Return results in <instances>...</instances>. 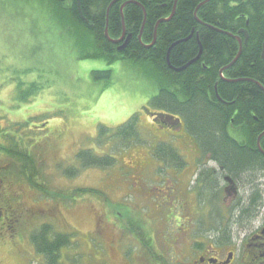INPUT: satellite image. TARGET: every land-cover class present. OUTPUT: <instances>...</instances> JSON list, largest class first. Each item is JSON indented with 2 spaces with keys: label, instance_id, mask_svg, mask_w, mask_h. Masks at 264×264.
Listing matches in <instances>:
<instances>
[{
  "label": "rangeland",
  "instance_id": "rangeland-1",
  "mask_svg": "<svg viewBox=\"0 0 264 264\" xmlns=\"http://www.w3.org/2000/svg\"><path fill=\"white\" fill-rule=\"evenodd\" d=\"M51 7L45 0H0V148L17 153L11 158L0 150V208L18 211L8 222L1 210L0 264H46L31 241L45 224L74 238L57 264H192L210 243L197 231L205 213L193 206L191 216L180 208L200 191L192 167L172 169L176 163L167 160L164 167L152 154L161 143L181 146L171 128L143 111L158 95L155 70L120 55L114 64L80 61L76 21L59 10L62 20H56ZM123 16L122 34L131 38ZM105 38L118 52L127 49L108 40V25ZM82 42L81 50L95 46L88 34ZM99 71H112L110 81L93 79ZM135 114L139 138L125 149L115 130ZM185 150L182 162L194 163ZM81 152L117 160L112 168L86 167ZM27 153L29 167L21 155ZM134 163L141 165L139 175L128 170ZM139 178L145 180L141 195Z\"/></svg>",
  "mask_w": 264,
  "mask_h": 264
},
{
  "label": "trees",
  "instance_id": "trees-1",
  "mask_svg": "<svg viewBox=\"0 0 264 264\" xmlns=\"http://www.w3.org/2000/svg\"><path fill=\"white\" fill-rule=\"evenodd\" d=\"M45 1L52 6L49 11L56 20L61 18V13L55 11L59 10L76 21L78 29L75 33L81 40L77 41L79 52L76 56L80 61L95 59L114 64L117 60L113 57L120 55L131 59L137 66L142 63L146 67L147 64L155 70L154 75L160 84L158 95L144 110L158 114L160 126L174 132L182 127L180 132L184 129L194 140L200 155L216 159L224 167V174L249 178L252 173L264 169V153L257 147L258 138L264 133V0H210L201 7L207 0H178L174 17L159 26L156 43L149 49L145 47L154 40L156 24L171 16L176 0ZM114 1L117 2L107 15ZM126 3L123 16L121 9ZM144 11L146 23L143 28ZM122 16L131 40L125 51L118 52L106 40L105 29L108 25L111 39L121 38ZM142 28L144 47L139 41ZM242 30L248 33L247 43H244L245 36L239 34ZM87 34L95 46L81 50L79 48L85 46L83 37ZM237 35L243 43L242 53L237 63L224 71L223 80L220 71L228 67L240 51L237 40L230 37ZM187 38L186 42H181ZM176 43L169 55V64L175 69H181L197 58L202 49L200 59L181 73L171 70L167 62V53ZM111 74L112 71H99L93 72L92 76L98 81H110ZM170 118L174 121H167ZM137 120L135 114L115 130L116 137L125 141V149L139 138ZM176 121L182 125L176 126ZM3 147L0 150L11 158L17 154H10L12 149ZM261 149L264 152V137ZM152 154L155 159L183 164L180 149L167 143L159 144ZM21 155L27 157L24 163L29 167L28 161L32 157L28 153ZM79 159L86 167L101 168H112L117 160L110 155L97 157L83 152ZM26 166L24 170L29 172ZM74 173V170L67 171L70 177H74ZM72 239L69 234L57 233L48 224L31 236L37 253L44 257L46 264H57L62 258L61 251Z\"/></svg>",
  "mask_w": 264,
  "mask_h": 264
},
{
  "label": "flooded vegetation",
  "instance_id": "flooded-vegetation-1",
  "mask_svg": "<svg viewBox=\"0 0 264 264\" xmlns=\"http://www.w3.org/2000/svg\"><path fill=\"white\" fill-rule=\"evenodd\" d=\"M175 10L176 7H174L173 12H175ZM239 34L245 36L244 43H247L248 33L246 35L242 30ZM230 37L235 39L238 37L240 39L238 35ZM126 39L127 36L122 45L126 42ZM237 42L239 43L238 40ZM200 52H202V49ZM168 61L169 57H167V62ZM170 137L179 139L181 145L179 148L181 150L183 149L186 151L185 148H188V154L193 156L192 159L194 163L187 161L183 162L182 165H178L174 160H170L171 163H176V165L169 166V168L185 170L188 166H191L192 172L197 174L196 187L200 189L197 196H190V198L196 199L195 201L192 200L193 203L184 206L180 205V208L182 212L187 214H190L189 209H192L193 206L202 209L205 216L202 221L197 223V231L201 234V229H203L210 241L206 248H200L201 252H197L199 254L193 256L194 261L192 264H264V169L258 173H252L249 178L224 174V167L221 166L216 159L210 155H200L198 146L194 140L184 132V129L180 133L171 130ZM190 145H192L191 148L189 147ZM180 159L182 160V157H180ZM155 160L166 167L167 164L162 163L164 161L163 159ZM160 169H162V167H160ZM128 170L134 175H139L141 172V165L139 163H134L128 167ZM1 175L2 172L0 171V186L3 184ZM137 182L139 183L140 190H135V188L134 190L141 195V192L145 191V180L139 178ZM132 185L131 183L127 186L131 187ZM179 186L180 185L176 186L177 189L174 196L181 191ZM192 193H194V190ZM179 201L177 202L180 204ZM196 203L197 205H195ZM1 210L5 213L7 212L6 218L8 222L18 213V211L0 208L1 217ZM192 210H194V208ZM188 221L189 220H185L184 226L188 225ZM8 222L6 224H8ZM206 225H212L210 232L205 228ZM133 238L135 242L141 241L134 236ZM236 243H240V246L236 247Z\"/></svg>",
  "mask_w": 264,
  "mask_h": 264
},
{
  "label": "water",
  "instance_id": "water-1",
  "mask_svg": "<svg viewBox=\"0 0 264 264\" xmlns=\"http://www.w3.org/2000/svg\"><path fill=\"white\" fill-rule=\"evenodd\" d=\"M114 3H115V2H113V3L110 5V7H109V9H108V13H107V15H109V11H110V9H111V7L113 6ZM126 5H127V4H124V5H123V7H122V9H121V12L123 11V9H124V7H125ZM80 12H81V11H80ZM174 13H175V12H173V14L171 15V17H169L168 19H163V20L159 21V23H158L157 26H156V29L158 28V26H159L161 23H164V22H168V21H170L171 18L174 16ZM82 18H83V16H82ZM244 33L247 34L246 31H244ZM106 37L109 38L107 32H106ZM125 38H126V34L124 33V34L122 35V37H121L120 39H118V40H114V41L111 40V39H108V40H110L111 43H113V44H117V45H118V44H120L121 42H123ZM130 39H131L130 37L126 39V42L124 43L123 49L128 45ZM187 40H188V39H187ZM187 40H183V41H181V42H186ZM154 41H155V40H154ZM181 42H179V43H181ZM153 44H155V42H153ZM177 44H178V43L172 45V47L169 49V52H170V51L172 50V48L175 47ZM147 47H148V46H146V48H147ZM169 52H168V53H169ZM240 55H241V50H240V53H239V55L237 56V58L232 62V64H231L230 66H228L227 68L223 69V70L220 72V77H221V78H223V72H224L225 70H227V69H229L230 67H233V66L235 65V63L238 61ZM200 56H201V52H200L199 56H198L196 59L192 60L191 62H189L186 66H184V67L181 68V69H173L171 66H170V68H171L172 70H174L175 72H177V73L182 72V71L186 70L188 67H190L191 65L195 64V63L200 59ZM168 63H169V61H168ZM231 82H232V81H231ZM233 82H234V81H233ZM237 82H240V81H237ZM170 120H172V119H170ZM172 121H173V120H172ZM175 125H179V126H181L180 121H177V122L175 123ZM180 130H181V127H180ZM180 130H179V131H180ZM263 136H264V134H262V135L259 137V139H258V149H259L262 153H263V151L261 150V147H260V140H261V138H262Z\"/></svg>",
  "mask_w": 264,
  "mask_h": 264
},
{
  "label": "bare ground",
  "instance_id": "bare-ground-1",
  "mask_svg": "<svg viewBox=\"0 0 264 264\" xmlns=\"http://www.w3.org/2000/svg\"><path fill=\"white\" fill-rule=\"evenodd\" d=\"M177 1H178V0H176V3H177ZM209 1H210V0L205 1V2H204L203 4H201L199 7L205 5V4L208 3ZM126 4L128 5V3H126ZM127 5H126V6H127ZM126 6H125V7H126ZM125 7H124V9H125ZM175 7H176V4H175ZM124 9H123V11H124ZM79 11H80V9H79ZM123 11L121 12L122 15H123ZM144 16H146L145 11H144ZM81 18H82V15H81ZM82 19L84 20V18H82ZM243 31H245V30H243ZM244 34H245V33H244ZM156 35H157V31H155V33H154V36H156ZM246 35H247V34H246ZM188 39H189V38H188ZM236 39L239 41V47H240V50H241V53H242V47H243V44H242L241 40H240L238 37H236ZM186 40H187V39H186ZM122 43H123V42H121V44H122ZM155 43H156V42H155ZM123 45H124V44H123ZM154 45H155V44L151 43L150 45H148L147 48H148V49H149V48H152ZM127 47H128V45H127ZM201 53H202V52H201ZM239 53H240V51H239ZM199 54H200V53H199ZM169 55H170V52L167 54V57H169ZM238 55H239V54H238ZM198 56H199V55H198ZM198 56H197V57H198ZM240 56H241V55H240ZM200 57H201V56H200ZM263 57H264V45H263ZM236 58H237V57H236ZM236 58H235V59H236ZM239 58H240V57H239ZM195 59H196V58H195ZM238 60H239V59H238ZM236 63H237V62H236ZM236 63H235V64H236ZM231 64H232V63H231ZM231 64H230V65H231ZM230 65H229V66H230ZM168 66H169V68H170V64H169V63H168ZM172 68H173V67H172ZM226 68H227V67H226ZM230 68H232V67H230ZM230 68H229V69H230ZM170 69H171V68H170ZM173 69H175V68H173ZM224 69H225V68H224ZM171 70H172V69H171ZM173 71H174V70H173ZM184 71H185V70H184ZM221 71H222V70H221ZM221 71H220V72H221ZM225 71H226V70H225ZM174 72H175V71H174ZM182 72H183V71H182ZM176 73H177V72H176ZM179 73H181V72H179ZM223 73H224V72H223ZM219 75H220V74H219ZM221 79L225 80V79H224V76H223V78H221ZM226 81H227V80H226ZM230 82H231V81H230ZM263 134H264V133H263ZM259 137H260V136H259ZM263 137H264V136H263ZM263 137H262V138H263ZM262 138H261V139H262ZM258 139H259V138H258ZM260 142H261V140H260ZM260 147H261V145H260ZM261 150H262V149H261ZM263 153H264V152H263Z\"/></svg>",
  "mask_w": 264,
  "mask_h": 264
}]
</instances>
